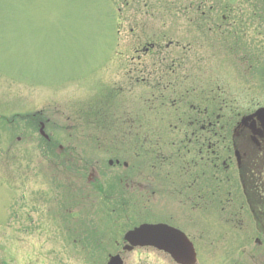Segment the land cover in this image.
Returning a JSON list of instances; mask_svg holds the SVG:
<instances>
[{
	"label": "rangeland",
	"instance_id": "obj_1",
	"mask_svg": "<svg viewBox=\"0 0 264 264\" xmlns=\"http://www.w3.org/2000/svg\"><path fill=\"white\" fill-rule=\"evenodd\" d=\"M152 40L159 49L144 50ZM208 105L233 122L264 105V0H0V264H109L115 240L155 220L198 241L197 264L227 263L224 249L241 234L246 264H264V143L246 147L241 173L234 162L217 179L199 168L195 182L182 167L194 143L184 132L209 117ZM35 111L44 134L21 116ZM102 176L122 178L121 189H93ZM217 186L234 203L218 216L175 214L184 201L174 189H203L209 201ZM243 201L240 228L227 218ZM126 257L178 264L150 248Z\"/></svg>",
	"mask_w": 264,
	"mask_h": 264
},
{
	"label": "flooded vegetation",
	"instance_id": "obj_2",
	"mask_svg": "<svg viewBox=\"0 0 264 264\" xmlns=\"http://www.w3.org/2000/svg\"><path fill=\"white\" fill-rule=\"evenodd\" d=\"M199 28H201V27H195L194 28V34H195L196 30L198 32ZM235 29H236V27H235ZM191 33H192V31H191ZM234 33H235L236 40H238L239 35L242 32L239 33L236 31ZM191 37H192V35H190L188 39L191 40ZM192 39L197 40V37L194 36V37H192ZM143 47H144L143 48L144 50H150L152 52L155 49H159L156 43H148L146 45L144 44ZM15 114H21V113H15ZM28 114H31V115H29L30 117L28 116ZM38 114H39L38 111H35L34 113H31V112L26 113L25 112L21 116L23 117V119L24 118L26 119L27 116L29 118H31L34 121L36 128L37 127L39 128V133H41V127H42L43 122L40 120L41 117H38ZM213 115L214 116L211 115V117L205 118V119H209V120L197 121L195 128H192V129L188 130L187 132L186 131L184 132L185 138L188 135H191V137L193 136L192 138L189 139V142L194 140V143L189 144V145H191V147L190 148L188 147L186 150V151H188L189 154L185 155V158L183 159V162L185 165L182 166L183 169H186L187 171L188 170L191 171V169H192L194 177L191 178L189 181L195 180V182H198V180L202 178L203 175L197 171V170L202 171V169H199V168H205L207 170H210V175L212 177H215V179H217V177H218L217 174L219 173L220 167H223V169H225V170L230 169V168L233 169V167L231 166V164H233V162L235 164L234 166L238 168V173H241V169L245 168L244 170H246V165L242 164V161L244 160V156L245 155L247 156L246 145H247V147L252 148V142H254V140L251 137V131L249 129H247L246 127L240 128L238 132H235V133H234V131L232 132V136L234 138L232 137V138L227 139L226 137H224L226 139L219 140V129H220V127H223L224 125L220 124L219 119H218L219 115L217 112L213 113ZM4 120H5V123L9 124L11 119H8L6 116H4ZM11 121H13V120H11ZM194 123L195 122H188L187 124L193 126V125H195ZM237 123L238 122H236L235 125H237ZM22 124L25 125L24 123H21V125ZM257 125L260 126L261 123L258 121ZM113 129L114 128H112V130ZM236 133H238V134L235 135ZM186 139L188 140V138H186ZM51 142H53V141H51ZM226 142H227V144H225ZM220 143H221V145H220ZM262 143H264V132H263V135L260 137V144H259L260 149H262V147H263ZM57 145H59V146H57ZM54 146H55V144H53V147ZM61 146H62L61 144L56 143V147H58V149L59 148L63 149V148H61ZM240 146L242 147V149H241L242 152L240 150V148H241ZM220 147H223L224 149L227 148L228 154H226V156L220 152V150H219ZM236 149H238L242 153V154H240V158H241L240 163L238 162V160L235 158V155H234V152L236 151ZM243 149H245V150L243 151ZM108 150L109 149H107L106 151H108ZM254 150H256L258 152V150L256 148ZM114 151H117V150L115 149ZM114 151H112V152H114ZM134 157L137 158L138 154L134 153ZM232 157H234V159H235L234 161H233ZM117 160L118 159H116V161ZM118 164H119V162H118ZM133 164L134 165L132 166V168H134L136 165L135 163H133ZM137 174H138L137 172L132 171V174L130 175V182H129V183H131L130 187L134 186L132 184H136V185L138 184L137 179H136V183H134V181L132 180V177L133 176L135 177V175H137ZM199 176H201V178L197 179ZM238 176H240V174H238ZM95 179H96V181H94V182L96 184L92 182L93 189H121V187H122L121 183H123L122 178H120V180L118 182V178H116V177H114L113 180H116L117 183L112 182V184H110V182L108 181V177L102 176L101 180L99 179V177H96ZM189 181H187V182H189ZM101 182L104 184L103 186L100 185ZM129 183H126L125 186L123 185V188L129 187ZM138 186H139V184H138ZM206 187H208V186H206ZM243 189H246V185L245 186L243 185ZM164 190L166 191L168 189H164ZM169 190H173V189H169ZM202 190L203 189H174L173 192H175L177 194V197L175 196V198H179L178 203H181L182 201H184V203H183L184 209H182V211L180 208L174 206L175 208L173 210H174L175 214L177 216L183 215V217H186L187 212L188 213L194 212L196 214H199L202 218L203 213L211 212L208 215H214V216L217 215L218 216V210L219 209L223 210L224 208H226L225 206L228 204L230 206L234 205V203H231L230 201L229 202L223 201L221 203L218 201V186L216 187V189H210L209 190L211 192V196L208 197L210 202L209 201H203V196L201 195ZM191 191H193V193H194L193 195L191 194ZM101 192H102V194L104 193V195H103L104 198H108V195H110V193L108 194V191H104V192L101 191ZM152 192L154 193V189H152ZM167 193H168V191H167ZM181 199H182V201H181ZM103 203H105V206H106L107 202H103ZM109 204H112L113 206H117V204H120V203L119 202H112ZM121 204L125 205L126 202L121 203ZM245 204H246V202L243 201L242 204H240L239 207L237 208L239 211H237L235 213L232 212V215H230L229 218H227V221H232L233 223H235L236 227L242 228L241 223L246 221V219L243 216H242L243 218L242 217L239 218L238 216L241 212H244L246 214V208L244 207ZM187 205L189 206V209L186 211ZM125 214H127V213H125ZM172 214H170V216H169L170 220L180 219V218H175L176 215L175 214L172 215ZM180 220H182V219H180ZM183 220H187V218H183ZM240 220H241V222H240ZM189 221L192 223L196 222V218L189 217ZM149 222L151 224L166 223L168 225H171V226H174V227L180 229L179 226H177L178 224L170 223L166 220L165 221L155 220V221H149ZM25 229H26V227L22 228V230H25ZM182 231H184V230H182ZM124 234L121 235L120 239L115 240L114 248L116 250L115 251L113 250V255L120 258L119 260H120L121 264H126V262H127L126 253L134 251L135 248H150L151 250H157L159 252L164 253V251H162V250H160L154 246H133L130 242H128L124 238ZM187 236L194 243V247H195L197 258H198V251H197V248L195 246V243L198 241L194 240L195 238H192L188 234H187ZM245 236L246 235L241 234L238 237H233L229 240V244L225 247V249H224L225 252L223 253V256H222L223 261H224V259H226L227 263L222 262L221 264H246V250H244L243 248H240V247L245 246V243H243V242H246ZM201 238H202V236L200 234L199 235L200 241H201ZM166 254L169 255L168 253H166ZM109 256H111V255H109Z\"/></svg>",
	"mask_w": 264,
	"mask_h": 264
},
{
	"label": "water",
	"instance_id": "obj_3",
	"mask_svg": "<svg viewBox=\"0 0 264 264\" xmlns=\"http://www.w3.org/2000/svg\"><path fill=\"white\" fill-rule=\"evenodd\" d=\"M258 121L261 123V127L257 125ZM240 126H246L247 129H250L252 139L255 143L259 144V138L264 132V108H260L253 114L244 116L238 127ZM237 154L239 156L238 151ZM126 239L133 245L152 244L164 249L177 262L182 264H194L196 261L193 245L188 238L179 230L164 224H143L128 232Z\"/></svg>",
	"mask_w": 264,
	"mask_h": 264
},
{
	"label": "trees",
	"instance_id": "obj_4",
	"mask_svg": "<svg viewBox=\"0 0 264 264\" xmlns=\"http://www.w3.org/2000/svg\"><path fill=\"white\" fill-rule=\"evenodd\" d=\"M202 4V3H201ZM216 6V5H215ZM217 6H219V7H221V6H223V8H225L227 11H229V6L228 5H226V6H224V5H220V2H219V4L217 5ZM210 12H212L213 11V6H212V8L211 7H209V9H208ZM217 16V15H216ZM220 18V20L222 21H224V19H226V18H228V16L227 15H221V16H219ZM148 43H156L157 44V42L154 40H152L151 42H148ZM148 43H146V44H148ZM145 44V45H146ZM213 101V100H212ZM193 106V105H192ZM96 107V106H95ZM208 108H210V106L208 105ZM95 109V108H94ZM99 110H100V108H98V109H95L94 111H91L90 113H89V117H90V119H93V122H98L96 119H98L99 117H98V113H99ZM206 113H207V115H209V117H211V115L213 114L212 112H211V108H210V110L208 111H206ZM218 114L220 115V113L218 112ZM223 117H224V115H222ZM204 120H209V119H205V115H204V117H203V119H201V121H204ZM222 122L223 123V127H220V128H222L221 130L224 132L225 130H226V134H225V136L227 137V139H229V133H231L230 131H231V128H232V126H233V124H234V122L233 121H231L230 119H229V117L228 118H223V119H220L219 120V122ZM232 122V123H231ZM226 125V126H225ZM108 129H112V128H108ZM223 136V135H222ZM48 148H49V150H50V148H51V145H49L48 146ZM133 154V153H132ZM219 190V189H218ZM210 192V191H209ZM220 190L218 191V199L219 200H221V198H220Z\"/></svg>",
	"mask_w": 264,
	"mask_h": 264
}]
</instances>
